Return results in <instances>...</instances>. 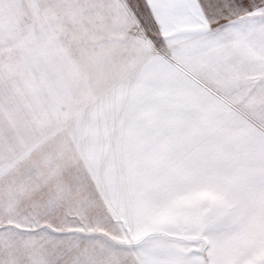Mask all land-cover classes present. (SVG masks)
Masks as SVG:
<instances>
[{"label": "snow or ice", "instance_id": "1", "mask_svg": "<svg viewBox=\"0 0 264 264\" xmlns=\"http://www.w3.org/2000/svg\"><path fill=\"white\" fill-rule=\"evenodd\" d=\"M0 264H264V0H0Z\"/></svg>", "mask_w": 264, "mask_h": 264}]
</instances>
